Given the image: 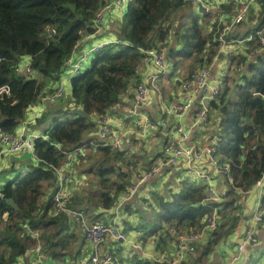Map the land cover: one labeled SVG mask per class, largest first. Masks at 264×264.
<instances>
[{"label":"trees","instance_id":"obj_1","mask_svg":"<svg viewBox=\"0 0 264 264\" xmlns=\"http://www.w3.org/2000/svg\"><path fill=\"white\" fill-rule=\"evenodd\" d=\"M108 1L0 0V87H8L7 93L0 94V130L12 134H18L26 109L57 88L74 52L113 35L109 40L113 42L93 52L87 66L70 78L66 94L58 101L66 99L71 116H61L63 110L68 112L61 108L64 103H49L35 122L29 124L33 129L46 125L40 133L43 137L34 140L36 157L23 155L30 163L20 162L14 168L9 167L12 175L2 174L0 167V182L7 179L0 183V264L17 262L28 248L38 244L56 264H68L67 257L71 256L72 243L77 237L67 214L55 212L53 208L56 174L48 165H63L64 152L81 145L87 134L97 128L93 118L104 115L128 95L144 61L143 50H160L171 36L181 43L180 48L167 50L166 59L173 66L172 73L165 76L168 79L182 58H190L183 79L194 67L211 65L219 56L218 44L214 41L217 27L200 26L196 21L198 16L193 13L188 26L177 29L181 23L176 22L177 27L172 31L173 21L179 20L182 10L193 12L189 1L130 0L121 19H113L109 11L96 27V15ZM256 2L260 5L258 17L253 19V10H250L247 20L226 32L228 40L244 39L257 30L264 33V0ZM241 3L242 0L223 2L227 19L241 8ZM110 19L113 26L108 25ZM86 38L94 41L79 48ZM23 62L29 65L31 74L15 70ZM226 67L228 73L224 70L220 95L208 104L209 120L214 118L217 123L218 161L228 164L234 187L248 189L264 171V44L256 36L240 43L238 53L226 61ZM76 108L85 115L75 113ZM96 151L99 157L90 171L97 179L94 188L86 193L81 188L75 189L67 203L68 208L82 211L90 221L100 214L93 213L95 209L108 210L115 206L119 196L127 194L133 181L129 166H136L135 161L125 160L119 148L98 146ZM19 156L15 157L21 160ZM123 164H127L125 168ZM21 168H25V174L18 177ZM185 175L171 200L155 195L156 222H163L175 231H198L204 219L211 215L213 206H218L217 224L207 242L211 248L237 224L240 211L237 193L231 187L222 204L202 205L205 187L193 186ZM153 231L156 229L144 230L145 233ZM206 255L204 247L196 261H206ZM133 264L168 262L134 257Z\"/></svg>","mask_w":264,"mask_h":264},{"label":"built area","instance_id":"obj_2","mask_svg":"<svg viewBox=\"0 0 264 264\" xmlns=\"http://www.w3.org/2000/svg\"><path fill=\"white\" fill-rule=\"evenodd\" d=\"M127 1L128 0L108 1L98 11L95 26L99 27L98 25L105 20V15L109 11L123 15ZM186 1L191 2L192 5H194V7L197 6V8H199V4L203 6V16L207 15L208 17L206 25L209 26V29L217 25L218 34L214 41L218 44L220 58L224 57V59L228 61L238 53L240 43L249 41L253 36L258 37L260 44H264V33L262 30H257L255 34L251 33L244 39L239 40H228L225 37L226 32L232 26L247 19L251 8L257 4V0H242L241 8L237 10L230 21H225L226 19L223 17L224 14L220 3L216 2V0ZM111 42L113 41L104 40L90 45L87 49L74 52L67 61V70L64 74H61L57 88L51 93L42 95L38 103L26 109L25 119L21 122L22 127L26 128L29 124L35 122L39 115L35 114L32 117H28V114L33 111L37 105L45 106L49 103L54 104L62 99L67 92V85L70 78L80 73L87 66L93 52L101 46ZM165 50L163 46L160 50L155 48L143 50L145 55L144 62H150L153 66V71L145 75L133 88L131 100L132 120L117 121L109 112L102 116L95 117L94 122L97 126L98 135L101 139H104L102 146L121 148L122 143L125 141V137L133 135L139 139H144L159 128V122L151 119L145 112L140 111V109L143 104L147 102L150 91H155L160 95L159 79L162 75L171 72L173 69L171 63L166 59ZM210 66L195 67L194 71L181 81V88L187 95L183 101L174 103L161 102V112L174 119V125L172 127L173 136L170 137L168 141L164 157L159 161H155L149 169L142 170L138 165L129 166V170L132 171L133 181L129 185L128 192L124 199H129L132 195L136 194L137 189L141 185L159 175L161 169L168 165L185 169L183 171L193 174L192 176L199 181V184L205 187L206 197L201 201L202 205L224 202L228 189L218 190V188L215 187V177L217 175L223 176L224 180L234 188L239 203L243 202L244 199L253 192L259 195V188L262 187V183H264V171L252 187L248 189H241L237 186L234 187L232 178L229 174L228 164L219 162L216 157L217 149L220 146V137L218 134L213 137L211 140L212 143L204 148H197L195 145L187 143L189 131L181 123L182 116L192 108L195 112L192 125L205 127L210 123L208 104L211 100L217 99L221 92V80L224 71L219 70V67L217 75L211 79ZM15 70L25 74L32 73L29 65L25 62L18 65ZM7 92V86L0 87V94ZM114 122H116L117 125H114ZM126 123L129 125L127 126ZM162 124H164V122H162ZM39 137H42V135L36 132L12 134L0 130V163L2 162L3 156L6 154L19 155L21 153H27L35 158L36 155L33 150L34 140ZM87 145H92V142L82 143L74 149L64 152L66 162L60 167L48 165L56 174V190L53 195V208L55 212H65L67 214L70 228L77 227L81 232L85 246H90V254L87 259H76L71 262V264H116L115 258L111 253L101 251V244L106 238H110L113 241L129 243L132 248H135L138 242L137 244L142 248L143 243L137 240L139 238L138 236L142 234L141 230L137 228L130 230V237H128L127 232L122 229L124 225L123 221L110 223L103 222L100 219L90 221L88 216L82 211L68 208L67 206L72 189L78 188L81 182L76 181L65 168H71L72 165L83 160ZM206 160L208 166L205 164ZM23 172H25V168H21L20 173ZM255 205L251 217L264 229V210L261 208V205L259 207V197L256 199ZM217 220L218 206H213L211 216L204 219V224L200 230L175 231L174 229H170L175 235L177 257L168 261V264H189V261H186L184 257L186 255H194L199 244L206 237L210 236L215 229ZM255 233L254 228L248 227L238 234L235 241V249L229 257V262L227 264H245L244 261L248 259L244 256L246 248L257 242ZM25 258H27V261H24ZM47 261H49V258L44 256L42 248L38 244L28 248L17 262L8 264H47ZM196 264L211 263L200 262Z\"/></svg>","mask_w":264,"mask_h":264},{"label":"crops","instance_id":"obj_3","mask_svg":"<svg viewBox=\"0 0 264 264\" xmlns=\"http://www.w3.org/2000/svg\"><path fill=\"white\" fill-rule=\"evenodd\" d=\"M224 1L225 0H216V2L220 3L221 8ZM252 10V15L254 17L253 19H255L256 17H258L260 5L258 6V3L255 4L251 8V11ZM192 11L194 15L198 16V18H196V21H199V25L209 28V26L204 23V21L206 20L205 16H203L204 12L200 11L197 6L194 7V5ZM112 13L113 19L122 18V15H119L115 12ZM223 14V17L227 19L226 14L224 12ZM233 15L227 20H224L230 21L233 18ZM113 24L114 22L110 19L108 25L113 26ZM176 27L177 23L175 22L173 24L172 31H174ZM171 38L172 39H169L168 44H166L167 47L166 45L163 46L166 49V54L167 50L174 51L181 47L180 42L176 43L173 39L174 37L171 36ZM110 39H113L112 34L106 37V40ZM92 41H94V38H86L85 41H82L78 47L80 48L81 46H83V44L84 46H86ZM215 59L216 60L213 61L211 66L208 65L211 69V79L217 75L218 68L221 67L224 57L220 58L219 53V56H217ZM182 70L183 68L180 63L176 72L169 79L165 76L172 73V71L162 75L159 79L160 95L155 91H150L147 102L143 104L140 109V111L145 112L151 119L158 121L159 128L144 139H139L133 135H129L128 137L124 138L125 141L122 143L121 148H119V150L122 151V156L125 158V160L135 161L134 163H136V165H138L142 170L149 169L155 161H159L164 157L165 148L170 137L173 136L172 127L174 125V119L170 116H166L161 112V102L163 101L167 103H174L183 101L186 98L187 95L181 88V81L186 78L184 77L182 79V77L184 76ZM152 71L153 66L150 62L143 61L141 63L135 77V84L130 88L128 95L123 96L120 102L108 111L113 115L115 120H132L131 100L133 88L138 81L142 80L145 75ZM68 86L69 83L67 87ZM46 105H37V107L33 111L29 112L28 117H32L35 114L40 115L45 110ZM194 113V109L191 108L182 116L181 123L189 131V138L187 143L195 145L197 148H204L212 143L211 140L217 134V123L214 118H212V121H210V123L205 127L193 126L192 123L194 121ZM93 120H95V117L93 118ZM162 122H164V124H162ZM113 124L117 125L116 122H114ZM126 125L128 126L129 124L126 123ZM45 127L46 125L40 127L39 129H33L30 125L26 128H23L22 125H19L17 131L18 133L22 134L29 132H36L37 134H40ZM89 141L92 142V145H87L86 147L85 157L87 159L80 160L76 165H72L71 168H65V170L69 174H71L76 181L81 182L78 188H81V191H83L84 193H86L89 189L94 188V184L97 182V179H91L93 173L90 172L92 166L94 165L92 163H94L95 160L99 157L96 148L98 146H102V143L104 142V139H101L99 137L97 128H95V131L93 133H90L89 135L87 134V136L83 140V144L86 142L88 143ZM25 154L27 153L19 154V158H22L21 160L16 159V155H4L2 158V162L0 163V167H2V174L4 173L6 175H12V170H9V167L13 166L14 168V164L19 165L20 162L29 164L30 160H26V158L23 156ZM205 164L206 166H208L207 160L205 161ZM183 170L185 169L173 167L170 165L164 166L161 169L159 175L141 185L137 189V193L132 195V197H130L129 199H124L126 195L125 194L124 196L118 197L114 207L108 210H103L101 208L95 209L93 213H100L97 214L95 220L100 219L103 222L107 223L123 221L124 225L122 229L127 232L128 237H130L129 232H131L130 230L132 229L137 228L142 232V234L138 236L139 238L137 239L138 241L143 243L142 248L139 244H137L138 242L136 243L135 248H132L129 243L113 241L110 238L105 239V241L101 244V251L111 253L115 258L116 264H129L131 260H134V257L154 260L156 259L161 262H168L177 257L175 235L174 232L170 230H173V228H169L168 225L163 222H156V212H158V204L154 197L156 195L158 197H162L163 200H171V195L178 191L180 187V181L184 174H186L185 176L189 178L193 186H200L199 181H197L192 176L193 174L187 173L185 171L184 174L179 173V171ZM18 177H20V174ZM6 180L7 179H3L0 183L5 182ZM215 187L218 188V190L228 189L223 176L217 175L215 177ZM78 188H73L72 192H74V190ZM258 197L259 207L261 205V208L264 210V183H262V187L259 188V195H257L256 192H253L252 194L248 195V197H246L243 202L239 203V201L237 200L240 204V211L238 213L239 219L236 226L230 233L222 237L217 242V244L212 246L211 248L207 247V242L210 239V236L206 237L199 244L194 255H186L184 257L185 260L189 261V264L200 263L196 261V258L199 252L203 251V248L206 247L207 260L202 262H209L211 264H227L229 262V257L235 249V241L238 234L244 231L246 228L252 227L255 229L257 242L246 248V253L244 256L248 259L244 261V263L264 264V229L260 224L258 225L251 217L256 206L255 201ZM151 206H154V210H152ZM142 217L145 223L141 222ZM228 217H231V215ZM143 224H145V227L141 228L140 226ZM226 227H228V225H226ZM151 228H155L156 231L149 233L146 232L147 234L144 232V230H151ZM71 229L72 232L76 235L77 239L75 241V247L71 251V256L67 257L68 264H71V262L76 259H87L90 254V246H85L80 230L77 227H72ZM184 231H186V229ZM120 255L124 256V261H121ZM44 256L47 258L46 254H44ZM24 261H27V258H25ZM47 264L56 263L51 258H49Z\"/></svg>","mask_w":264,"mask_h":264},{"label":"rangeland","instance_id":"obj_4","mask_svg":"<svg viewBox=\"0 0 264 264\" xmlns=\"http://www.w3.org/2000/svg\"><path fill=\"white\" fill-rule=\"evenodd\" d=\"M128 4H129V0H128L127 3H126V7H125V10H124V13H125V11H126V9H127ZM192 13H193V12H190L188 9H184V10L181 11V14H180L179 20H174V21H173L174 23H175V22H180V23H181V24L177 27V29H180L182 26H185V27H186V25L188 26V25L190 24L191 17H192ZM249 14H250V13H249ZM209 17H210V14H209ZM205 19H206V20L204 21V23L206 24V21L208 20L207 15L205 16ZM184 21H185V22H184ZM250 25H252V24H249V26H250ZM216 26H217V25H216ZM181 29H182V28H181ZM175 42H176V43H179L178 41H175ZM217 48H218V46H217ZM188 61H190V58H182V59L180 60L181 66H182V68H183V70H182V73H183V74L186 73L187 70H188V64H187ZM225 65H226V59H224V60L222 61V64H221V67L219 68V70H221V71H224V70H225V73H228V69H227V67H226V69H225ZM34 74H35V73H34ZM65 98H66V97H65ZM65 100H66V99H65ZM65 100H64V102H60V103H59V102H56V103H59V104L64 103V105L62 104V107H61V108H63V109H65V110L68 111V112H64V110H63V112H62V114H61L62 117L71 116V113H70V107H71V106L68 105V103L65 104V103H66ZM65 105H68V106H65ZM126 165H127V164H123L124 168L126 167ZM91 179H96V177H95L94 174H92ZM141 222H142V223H145L143 217H142ZM140 227H141V228L145 227V224L141 225ZM163 229H164V228H163ZM74 247H75V242L72 243L71 251L73 250ZM120 256H121V261H124V258H123L124 256H123V255H120ZM133 262H134V260H131L129 264H133Z\"/></svg>","mask_w":264,"mask_h":264},{"label":"water","instance_id":"obj_5","mask_svg":"<svg viewBox=\"0 0 264 264\" xmlns=\"http://www.w3.org/2000/svg\"><path fill=\"white\" fill-rule=\"evenodd\" d=\"M198 6H199L200 11H203V7H202V5L199 4ZM220 57H221V56H220ZM74 112L77 113V114L80 115V116H84V115H85L84 112H83L82 110L78 109V108L74 109ZM23 138H24V137H23ZM225 181H226V180H225ZM226 185H227V188H228V190H229V189L231 188V185H230L229 183H227V181H226Z\"/></svg>","mask_w":264,"mask_h":264},{"label":"bare ground","instance_id":"obj_6","mask_svg":"<svg viewBox=\"0 0 264 264\" xmlns=\"http://www.w3.org/2000/svg\"><path fill=\"white\" fill-rule=\"evenodd\" d=\"M203 7V6H202ZM255 33H256V31H255ZM254 33V34H255ZM36 140V139H35ZM25 174V172H23V173H20V177L22 176V175H24ZM220 204H222V203H220ZM212 214V213H211ZM211 216V215H210ZM209 217V216H208Z\"/></svg>","mask_w":264,"mask_h":264}]
</instances>
